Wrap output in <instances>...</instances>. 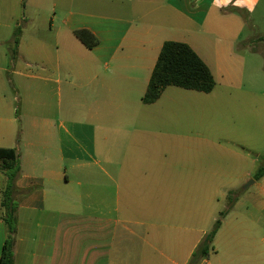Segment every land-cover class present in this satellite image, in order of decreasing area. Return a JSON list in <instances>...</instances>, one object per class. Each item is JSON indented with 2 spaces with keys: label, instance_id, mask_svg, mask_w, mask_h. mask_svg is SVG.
I'll use <instances>...</instances> for the list:
<instances>
[{
  "label": "crops",
  "instance_id": "crops-1",
  "mask_svg": "<svg viewBox=\"0 0 264 264\" xmlns=\"http://www.w3.org/2000/svg\"><path fill=\"white\" fill-rule=\"evenodd\" d=\"M47 1L49 10L44 0H0V148L16 149L17 187L29 190L17 195L15 264H164L155 243L141 250L136 240L155 238L150 222L186 211V169L171 163L182 154L181 123L173 134L161 131L173 111L181 122L182 95L170 86L153 104L142 98L165 42L187 43L214 76L215 30L235 12L239 31L240 14L251 12L235 0L219 8L212 0ZM59 10L67 18L56 23ZM81 29L99 44L88 49L75 36ZM155 135L162 144L174 139V155L150 144ZM1 166L0 260L7 239ZM204 236L184 263L167 257L169 264H189Z\"/></svg>",
  "mask_w": 264,
  "mask_h": 264
},
{
  "label": "rangeland",
  "instance_id": "rangeland-1",
  "mask_svg": "<svg viewBox=\"0 0 264 264\" xmlns=\"http://www.w3.org/2000/svg\"><path fill=\"white\" fill-rule=\"evenodd\" d=\"M44 6L49 10L47 0ZM234 13L215 30L221 57L213 64L214 90L205 94L180 88L181 122L177 119L175 124L178 115L173 111L172 123L166 122L161 130L173 134L181 123L182 154L171 163L177 171L186 169V191H182L186 211L183 208L181 216L166 222H150L156 225L155 238L147 240L141 234L136 241L141 250L146 241L155 243L164 254V264H169L167 257L184 263L191 247L212 231L222 212L226 215L214 239L215 252L201 264H264V177L245 189L264 163V0L250 14H240L246 23L241 20L239 31L230 20ZM53 16L41 15V22L49 23ZM64 18L59 10L56 23ZM234 36L239 40L232 42ZM164 141L155 135L150 144L161 146L158 151L168 147L174 155V139Z\"/></svg>",
  "mask_w": 264,
  "mask_h": 264
},
{
  "label": "trees",
  "instance_id": "trees-1",
  "mask_svg": "<svg viewBox=\"0 0 264 264\" xmlns=\"http://www.w3.org/2000/svg\"><path fill=\"white\" fill-rule=\"evenodd\" d=\"M18 33L10 45L11 55L15 57L19 40ZM75 36L88 49L99 44L98 38L87 29L75 31ZM215 78L199 55L183 42L167 41L164 43L154 71L152 73L147 91L142 98L144 104H153L158 101L167 87L174 86L185 90L201 93H211L215 88ZM1 170L5 175V184L1 191L2 220L5 224L7 239L3 248L0 264H15V231L18 224L17 210L18 194L26 196L28 191H21L17 187V180L21 173L19 155L16 149L0 148ZM264 177V163L254 175L255 181ZM226 212L220 214L211 232L206 234L194 251L189 264H201L214 253V239L221 228L222 218Z\"/></svg>",
  "mask_w": 264,
  "mask_h": 264
},
{
  "label": "clouds",
  "instance_id": "clouds-1",
  "mask_svg": "<svg viewBox=\"0 0 264 264\" xmlns=\"http://www.w3.org/2000/svg\"><path fill=\"white\" fill-rule=\"evenodd\" d=\"M213 6L227 7L229 4H232V0H212ZM258 3V0H235L234 7H247L249 12L254 11L255 5Z\"/></svg>",
  "mask_w": 264,
  "mask_h": 264
},
{
  "label": "water",
  "instance_id": "water-1",
  "mask_svg": "<svg viewBox=\"0 0 264 264\" xmlns=\"http://www.w3.org/2000/svg\"><path fill=\"white\" fill-rule=\"evenodd\" d=\"M255 180H251L245 187V189L249 188L251 184H254Z\"/></svg>",
  "mask_w": 264,
  "mask_h": 264
}]
</instances>
